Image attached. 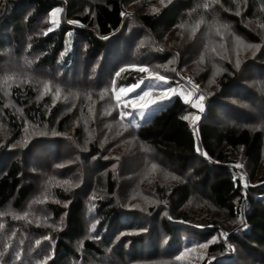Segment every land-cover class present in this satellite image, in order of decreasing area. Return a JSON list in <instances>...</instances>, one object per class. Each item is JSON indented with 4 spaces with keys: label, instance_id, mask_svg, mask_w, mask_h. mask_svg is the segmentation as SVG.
Returning a JSON list of instances; mask_svg holds the SVG:
<instances>
[{
    "label": "trees",
    "instance_id": "1",
    "mask_svg": "<svg viewBox=\"0 0 264 264\" xmlns=\"http://www.w3.org/2000/svg\"><path fill=\"white\" fill-rule=\"evenodd\" d=\"M155 1L0 0V124L9 135L20 141L28 124L58 134L76 132L78 119L84 117L79 113L83 105L69 114L63 111L67 102H54L51 96L52 84L66 88L72 84L73 91L81 94L79 104L89 95L105 109H114L119 124L128 127L138 143L156 154L157 160L150 162L162 170L176 169L189 176L185 185L174 187L170 194L167 187L157 194L151 186L152 193H148L155 204L146 206L148 212L124 211L118 202L121 197L118 190L130 185L122 194L130 199L129 191L137 184L120 182L110 162L98 160L102 158L99 143L89 145L92 167L98 168L94 171L86 161L87 168L81 169L85 170L81 185L74 181L79 173L67 164H60L74 154L71 150L62 151L57 140L52 160L39 173L32 174L25 168L24 155L32 145L37 147L42 142L33 144L38 138L32 139L26 150L15 152L4 141L0 143L2 264H125L128 260L134 263L142 261L141 257L147 253V257L158 259L162 240L167 241L164 254L172 259L185 250L194 251L200 248L198 245L207 244L201 264L223 261L235 264L236 260L241 263L237 253L232 257L234 250L252 264L261 261L256 256L264 257V179L260 178L256 186H247L246 177L236 167V158L242 150L251 161L249 180L253 181L262 161L264 135L261 129L249 127L248 112L235 114L229 125L216 126L212 120L217 108L207 103L201 120L192 124L184 119L188 107L180 97H174L158 109L147 108L142 118L136 113L134 121L129 116L121 122L120 112L131 108L125 109L124 103L117 104L115 100V95L122 94L119 88L149 79L138 71L141 65L133 64L148 62L147 66L150 59L134 61L132 54L125 52L122 32L126 19L136 21L147 37L161 45L165 34L182 22L218 21L228 26L232 35L263 47L242 68L253 67L258 73L257 82L264 87V0H172L151 13L147 5ZM137 2L138 14L126 15L127 8ZM56 8H60V26L51 29L48 18ZM42 21L45 24L41 25ZM69 32L73 37V59L69 64L66 59L63 64L61 57ZM155 51L153 46L151 52ZM156 53L152 55L155 60L163 57L159 51ZM229 68L231 74L225 73L220 79V91L224 94L240 90V72L231 65ZM57 73L63 77L59 78ZM45 83L50 84L49 95L39 99ZM240 95L237 99L243 101ZM255 100L260 105L254 103V113L259 107L264 109V95ZM260 119L264 121V115ZM129 121L140 126H128ZM63 143L67 147L72 145L68 141ZM32 158L29 155L26 159ZM138 161L142 168L143 161ZM95 172L100 174L95 176ZM44 175L49 184L45 188ZM95 183L100 192L105 189L106 196H100L88 209L86 198L90 197V191L82 192V187L90 188L88 185ZM196 197L225 212L236 226L227 229L217 223H193L189 211L183 207ZM158 198L165 202L164 207L156 205ZM151 215L156 223L148 235L147 230L142 231L146 228L144 221L150 220ZM120 236L123 238L117 243ZM245 263L244 260L241 264Z\"/></svg>",
    "mask_w": 264,
    "mask_h": 264
},
{
    "label": "rangeland",
    "instance_id": "2",
    "mask_svg": "<svg viewBox=\"0 0 264 264\" xmlns=\"http://www.w3.org/2000/svg\"><path fill=\"white\" fill-rule=\"evenodd\" d=\"M171 1L172 0H157L147 5V10L151 13L158 12ZM139 5L140 3L137 2L131 7H128L126 15L134 17L135 14H138L136 11ZM57 9L60 8L54 9L51 12L50 18H48L51 29H57L60 26V11L57 12L55 17L52 16V13ZM53 21H55V23H53ZM126 21V29L122 32L125 52L131 53L134 61L137 59L144 60V57H146V61L150 59L147 66L146 64L148 62L133 64L141 65V67H146L148 69L147 72L142 73L145 74V77H149V79L143 81L136 92L142 95L143 91H148L149 96L146 99L157 101L156 104H150L149 107L152 106V108L158 109L164 105V102L168 104L174 97H180L184 102V98L187 96L194 102L199 95H203L205 97L201 102L203 104V110L207 106V103H212V106L217 108L218 112L212 120L216 126L224 127L229 125L231 121L235 119V114H244L248 112L250 116L249 127L261 129L264 135V121L260 119L264 115V109L259 107L255 113L253 111L255 107L254 103L260 105L255 99L259 98L260 95H264V87L257 82L258 73L255 72L253 67L242 68V64L256 57L263 47H258L248 41L246 42L242 36L236 37L232 35V30H229L227 28L228 26L224 24H219L218 21L210 23L196 19L182 22L179 26L165 34L163 45L157 43L153 38L147 37L146 31L140 28V24L138 26L136 21H133V23H131L129 19H126ZM42 24L45 23L42 21L41 25ZM131 24L132 29L130 28ZM153 46L156 48L154 54L151 52ZM157 51H159V54L163 57L155 60L154 56H156ZM261 53H263V51ZM61 59L63 64L66 63V59H68L67 64L71 63L73 59V37L71 32H69L67 36L65 52ZM5 62L6 64L9 63L8 60H5ZM1 64L4 63L1 62ZM230 65L240 72V76H238L241 80L239 83L240 90L236 92L234 89V91H229L224 94L220 91V79L225 73L228 74L230 72ZM157 74L165 77L168 84L166 85L161 81L150 79L151 76ZM57 76L60 78V76L63 77V74L57 73ZM46 84L47 83H45V85ZM79 84L84 86L80 80ZM71 85L72 84H69L68 88L70 89H68L64 86L52 84L51 88H54V94H51V96L54 102L61 104L67 102L68 106L65 105L63 111L69 114L73 113V109L83 105L79 108V113L84 114V117L80 120L78 119L74 129L76 132L56 133L54 135V130L52 129L31 127L28 124L23 139L16 141L15 137L9 135V131L0 124V143L7 141V145H9V147L12 146V150L15 152H18L19 149L26 150L29 146L28 141L32 139L38 138L35 139L33 144L42 142L40 146L38 145L37 147L32 145V148H29L24 155L26 163L25 168L29 173H39L41 169L50 162L49 160H52L51 158L56 151L57 146L55 142L57 140V142H60L59 148L62 147V151L71 150L70 152L74 154L72 158H65L60 164H67L68 167H71L72 171H77L76 173L79 174L74 177V181L76 180V182H80L82 185L84 182L85 170L81 169L85 168L86 161L87 164L89 162V167L94 169V171L98 168L97 165L95 168L92 167L91 148H89V145L94 142L96 144L99 143L101 147L100 153L102 158L98 160H108L110 162L109 164H111L110 168L116 171L120 182L129 183L135 181L134 183L137 184L129 191L127 197L130 199L122 197V194L125 195L130 185H124L123 188L118 190L121 196L118 198V202L122 205L121 209L124 211L138 210L141 213L148 212L146 211V206L155 204V202H152L148 193V191L151 192V186L157 194L160 192L161 188L167 187V194H170L174 187L186 184L187 178L189 177L187 174L185 175L184 173L178 172L176 169H171L173 172L170 170H162L155 165L156 163L150 162V160H157L154 159L156 154L150 148L138 143L128 127L119 124L114 109H105L97 100L90 99L89 95L83 99V104H79L81 94L75 93L77 91H73ZM149 85H156V87L149 89ZM168 85L175 87L177 94L165 100L162 99V92ZM48 87H50V84H47V87L44 86L40 88V93L38 94L39 99H42L45 95H49ZM57 88L60 89L58 94L56 92ZM239 94H241L240 96L243 101L237 99ZM120 96L121 103H130L131 100L135 99L136 93H127V95L122 93ZM214 96L218 97L213 100L212 97ZM246 96H248V98H246ZM184 104L188 107V112H186L184 116L188 117L187 120L192 124L193 122L195 124L198 123L197 120L193 121L192 117L199 116L198 120H201L202 111L197 107H192L191 103L184 102ZM141 111L145 112L146 109ZM137 115L139 118H142L139 112H137ZM244 119L246 118L244 117ZM67 141L72 144L70 145L71 149L67 147V143H63ZM29 155H33L34 158L26 159ZM54 158L57 159L56 157ZM121 160L124 162V165H121ZM138 160L143 161L142 168L140 166L141 161L139 162ZM236 160V167L240 165V167L237 168L241 170L243 176L246 177L245 184L247 186H256L260 183V178L264 179V141L261 165L256 171V177L253 181L249 180L252 168L251 161L245 157L242 150L239 152ZM117 162H119V164ZM153 165H155V167H153ZM99 174V172L94 173L95 176ZM135 176H137L136 178H138V180H135ZM46 178L47 176L44 175L42 183L43 188L46 187V184L49 185ZM148 179L149 181H147ZM145 181L149 182L148 187H146L147 184ZM88 186L90 188L83 186L82 192L88 191L89 193L90 191V197L86 198V203H88L87 208L90 209L93 206V202L98 200V198H102L100 196H106V191L102 189L103 191L101 190L100 192L96 187V183L89 184ZM157 202L156 205H158V207H164V201L161 202V199L158 198ZM183 208L189 211L193 223L199 222L205 225L217 223L227 229L236 226V222L233 218L207 202H200L199 197L190 200ZM149 219L150 220L147 219L144 221L146 222V228L142 231L143 233L147 230L148 232H146V234L148 235L153 231V226L156 223L153 215H151ZM122 238L123 236L118 237L116 239L118 240L117 243L121 241ZM166 243V240H162L158 259L154 257L151 258V256L147 257V253L141 257L143 259L142 261L130 263L131 261L128 260L125 264H201L206 256L204 253L206 250L203 248H198L194 251H190V248L174 256H181L180 260L176 258L172 259L164 254L167 248ZM234 251L233 258L237 253L238 257L242 259L241 263H244L245 260V264H252V262H248L249 260L245 258L246 256H241V253L237 250ZM256 258L261 259V261L258 262L259 264H264V257L259 258V256H256ZM241 263H237L236 260L235 264ZM222 264H228V262L223 261Z\"/></svg>",
    "mask_w": 264,
    "mask_h": 264
},
{
    "label": "snow or ice",
    "instance_id": "3",
    "mask_svg": "<svg viewBox=\"0 0 264 264\" xmlns=\"http://www.w3.org/2000/svg\"><path fill=\"white\" fill-rule=\"evenodd\" d=\"M60 9H57L56 11H54L52 13V16L55 17L57 12H59ZM53 23H55V21H53ZM51 30V29H49ZM121 71H123V69H121ZM138 71L140 72H147L148 69L146 67H140L138 69ZM119 72L116 74L117 76H119ZM150 79H154V80H157V81H161L163 82L164 84H168V81L165 79V77L161 76V75H153L150 77ZM143 83V80H141L139 83L135 84V85H132L131 87H121L119 88V93H123L125 95H127V93H136V97L135 99L131 100L130 103L128 102H125L123 107L125 109L127 108H131L132 111H124L122 110L119 114V118L121 120V122H123L125 120L126 117H129L131 116L133 118V121L135 120V115L137 112H139V115L141 117L144 116V112L141 111L143 109H147L149 108L150 104H156L157 101L156 100H148L146 99L148 96H149V92L148 91H143L142 95L140 93H137L136 90L137 88L140 87V84ZM45 87H47V85H45ZM152 87H156V85H149V89H151ZM60 89L57 88L56 89V92L57 94L59 93ZM177 94L176 92V88L175 87H172L171 85H168V87L162 92V99H170L171 96H175ZM103 98V96L101 97ZM205 99V97L203 95H199L198 98L193 102L191 101L187 96L184 98V102L185 103H191V106L192 107H197L199 108L201 111H203V104L201 103L203 100ZM115 100L117 102V104H120L121 102V96L119 94L115 95ZM188 117H184V119H187ZM193 121L195 120H198L199 119V116H193L192 117ZM133 121H129V125L128 126H132V127H139L140 125L138 123H133ZM54 135L56 133H53ZM197 151H199V148H197ZM153 167H155V165H153ZM237 167H240V165H237ZM19 218V217H17ZM94 227V226H93ZM39 243V242H37ZM198 247L200 248H206L208 247L207 244H200L198 245ZM177 260H180L181 259V256H177L176 257ZM0 264H2V254H0ZM209 264H211V262H209Z\"/></svg>",
    "mask_w": 264,
    "mask_h": 264
}]
</instances>
